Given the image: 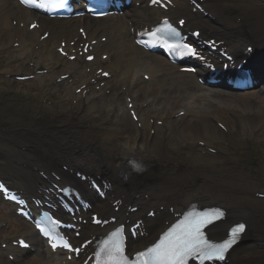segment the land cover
<instances>
[{
    "label": "bare ground",
    "instance_id": "1",
    "mask_svg": "<svg viewBox=\"0 0 264 264\" xmlns=\"http://www.w3.org/2000/svg\"><path fill=\"white\" fill-rule=\"evenodd\" d=\"M173 3L174 7L170 9L171 13L183 12L191 21L197 22L203 29L221 36L224 39V44L233 52L238 50L239 37L251 39L256 44L264 41V4L258 0H204L205 10L210 17L192 13L185 0H173ZM238 3H241L242 6L235 5V7H231V5ZM0 8L4 9L0 15V40L6 39V44L12 40L18 42V48L10 51L9 60H31L34 66L38 65L41 60L44 61L45 76L54 84H56L58 74L56 73L57 66H55L56 59L51 48L52 44L60 37L66 38L78 35V33H74L73 27L83 25L86 35L90 39L95 38L98 42L96 48H100L102 52L110 55L109 62L100 60L96 62L98 65L107 68L111 73V79L105 80L104 85L109 87L117 83L134 81L136 80L135 75L138 68L139 70H149L152 77L159 78L162 92L169 91L172 88L168 81L172 79V75H176V73L173 74V69L160 63L161 67L154 60H145L147 57L134 46L129 32L131 29L134 30L138 23L150 22L162 12L161 9H159V12L154 8L148 9L141 5L135 10L126 12L125 15L113 16L107 20L104 18L99 22H95L88 17L58 20L40 16V18H37L38 28L28 31V23L23 28L19 27V24L13 26L11 21L17 20L16 23L23 22L24 24L27 19L35 17L34 15L28 13L27 10L21 8L13 0H1ZM236 18L239 19V25L234 22ZM40 29L49 30L47 38L41 42L36 39V34ZM102 35L106 36L105 43H101L99 40ZM77 39L80 38L77 37ZM33 45H37V48L34 49ZM78 59L79 57H76V60ZM258 63L261 62L258 61ZM117 68H121V70L117 71ZM0 69L9 73L7 67ZM60 69L63 71L62 73L68 74L67 78L57 81L65 88L63 96L65 98L67 96L71 97L70 87L79 82L83 87L76 94L77 96H74L80 102L86 104L84 106L86 113L93 117L94 115L90 111L99 109L103 111L99 114L103 117L106 116L108 119L114 111L113 104L108 102L99 105L98 100L95 101L97 97L103 95L102 89L94 91V86L98 85L103 79L95 72H86L83 67L76 64H64ZM199 75H202V70L199 71ZM176 86L178 87L174 88L175 90L185 94L184 106L186 112L191 115L199 114L204 107L202 102H208L211 98V95L206 93L192 79ZM83 90L86 93L82 97ZM145 94H147V90L143 89L142 92L140 90L136 92L135 96L142 95L144 97L147 105V119L151 116L160 119L166 117L168 114L165 111L155 110L153 107L156 104L157 95L153 96L155 101L149 103L145 98ZM216 95L220 97L222 94L217 93ZM247 105L249 104H244V107ZM7 106L11 109H8ZM23 108V105H12L9 101L7 105L1 107V110L6 113L7 125L14 136L19 135L23 141L32 142L34 141L35 130L31 128V124L42 121L45 108H42L38 114H28L29 120L26 123ZM46 109L52 110L53 105L47 106ZM64 118L61 119V121H64L58 123L75 119L70 118L69 115ZM53 119L48 118V120ZM142 119L144 121V117ZM115 121L117 120L112 123ZM200 121L204 123L203 130L194 129L193 126H190L189 130L185 127L181 128L179 121H175V129L171 130L162 131L154 126L158 136L151 137L147 145L142 140V131L137 133L135 130L134 137H131L130 131L121 133L113 128L96 135L90 129L88 130L86 125L78 124L77 131L73 134L77 137L66 141L65 146L59 143L50 144L39 141L42 150L32 148L27 150V155L20 159L21 164L25 167L16 166L21 180L18 187L27 189L29 186L36 184L35 189L29 193L30 196L38 190L37 185L45 183L43 178L34 175L27 168L31 164L39 163L48 178H51L49 172L54 171L61 178L64 176V183L83 188V185L77 179L65 174L66 171H63L60 165L64 164L70 169L82 168L87 173L98 175L103 180L108 181L111 185L108 196L119 199L122 204L128 202H134L141 206L171 204L173 211H178L192 201L199 204L214 202L227 211V218L225 217L222 223L214 226L211 230L221 233L229 221L241 218L247 223L244 238H260L264 242V200L255 199L253 195L256 190L264 191V161L261 166L252 169L248 158L243 156L240 151L235 152L231 146H220L214 156L207 153L202 154L203 148L196 145V138L213 142L215 138L222 139L225 134L219 133L214 126H211L210 119L206 115H201L196 123ZM164 122L167 125L174 123L169 118H165ZM144 125L145 127L149 126L146 123ZM233 126L242 134H245L247 130L251 131L254 126L257 132L261 131L259 126L253 125L240 117L233 121ZM14 136L10 139L15 140L16 137ZM69 136L72 135L69 134ZM179 143L186 146L187 154H182ZM95 152H99L100 156L97 157ZM132 156H136L141 162V175L154 176L155 180L139 181L136 179V175H122L121 171L124 165ZM85 195L92 200L95 210L100 213L111 212L109 206L97 203L91 194L86 192ZM144 195H146V198H144ZM114 214L118 217L121 216L119 212ZM135 214L137 215L139 212H127L125 218H130ZM170 218H172L171 213L164 210L155 215L152 220L156 221L154 225L146 221L144 225L147 232L146 236L132 243L130 245L131 249L148 242L154 235L155 228L160 229L161 222ZM102 230L94 228L89 233L96 234ZM26 235L31 239L32 247L36 248L40 241L38 239L34 240V235L29 230ZM7 249H9L8 246ZM45 253L47 256L48 252L46 250ZM47 262L49 264H61L62 261L59 257L50 254L47 257ZM228 263L264 264V249L255 255H249L243 252V248H241L231 255Z\"/></svg>",
    "mask_w": 264,
    "mask_h": 264
},
{
    "label": "snow or ice",
    "instance_id": "2",
    "mask_svg": "<svg viewBox=\"0 0 264 264\" xmlns=\"http://www.w3.org/2000/svg\"><path fill=\"white\" fill-rule=\"evenodd\" d=\"M21 2L31 7L44 3L55 4L57 7L65 6V0H21ZM158 2L159 0H152V3ZM159 31H167L171 35H176L175 30L170 25H166L163 30H157V32ZM185 47L187 46L185 45ZM188 53L193 56L198 55L191 48L188 49ZM219 215L222 213L218 209H212L203 215L194 214L190 218L186 217L183 227L178 225L172 228L158 243L143 252L137 253L138 259L135 264H186L187 259L193 256H197L201 264L205 260H223L225 253L239 238V234L244 231L245 226L243 224L236 226L229 239L222 243H209L203 238L200 229L205 223H211L210 217H218ZM21 245L26 246L23 241H21ZM51 246L56 248L58 245L52 243ZM63 247H68V244L64 243ZM97 256L99 257L98 264H128L127 258L124 256L119 231L112 234L111 239L105 243Z\"/></svg>",
    "mask_w": 264,
    "mask_h": 264
},
{
    "label": "rangeland",
    "instance_id": "3",
    "mask_svg": "<svg viewBox=\"0 0 264 264\" xmlns=\"http://www.w3.org/2000/svg\"><path fill=\"white\" fill-rule=\"evenodd\" d=\"M250 96H253V94L251 93V94H247V95H245L244 97L245 98H248V97H250ZM263 99H264V97H263ZM226 117H228V116H226Z\"/></svg>",
    "mask_w": 264,
    "mask_h": 264
}]
</instances>
